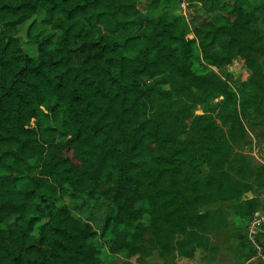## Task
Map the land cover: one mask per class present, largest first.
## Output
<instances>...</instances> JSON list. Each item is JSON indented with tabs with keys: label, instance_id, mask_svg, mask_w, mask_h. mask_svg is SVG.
<instances>
[{
	"label": "trees",
	"instance_id": "1",
	"mask_svg": "<svg viewBox=\"0 0 264 264\" xmlns=\"http://www.w3.org/2000/svg\"><path fill=\"white\" fill-rule=\"evenodd\" d=\"M250 1L189 21L171 9L149 18L136 0H0V264H93L101 240L111 252L131 250L147 229L180 224L211 189L253 218L249 187L214 174L240 132L233 95L193 67L231 75L245 55ZM26 22L35 54L18 33ZM193 90L223 95L228 131L216 142L169 133L171 91L180 102ZM241 93L248 108L246 83ZM260 178L264 186V168ZM104 182L116 207L99 233L78 210L101 208ZM257 240L264 250V232Z\"/></svg>",
	"mask_w": 264,
	"mask_h": 264
},
{
	"label": "rangeland",
	"instance_id": "2",
	"mask_svg": "<svg viewBox=\"0 0 264 264\" xmlns=\"http://www.w3.org/2000/svg\"><path fill=\"white\" fill-rule=\"evenodd\" d=\"M212 1L210 8H205L201 1L193 0H136L137 7L149 18L168 9L178 11L188 20L196 14L217 18L230 9L227 0ZM249 11L253 17L246 37L245 55L228 66L231 75L214 67L202 70L198 63L193 67L233 95L240 132L234 139L228 138L224 160L214 174L218 178L225 174L238 185L249 187L248 194L254 197L256 204L253 218L238 217L234 205L211 189L210 198L198 202L180 224L147 229L131 250L111 252L109 241L101 240L100 253L93 264H264V250L257 240L258 233L264 232V186L260 178L264 168V0H251ZM28 24L19 26L18 33L23 46L35 54V43L25 38ZM243 83L249 89L248 108L242 104ZM171 93L175 103L162 113L171 136L199 145L216 142L222 133L227 135L228 124L221 119L223 95L193 90L190 98L178 102L176 91ZM121 148L126 169L135 173L128 141ZM0 174L5 177L1 168ZM113 186L111 182H104L98 187L101 208L83 205L78 210L99 233L106 218L115 211ZM245 232L255 247L253 253L243 241Z\"/></svg>",
	"mask_w": 264,
	"mask_h": 264
}]
</instances>
